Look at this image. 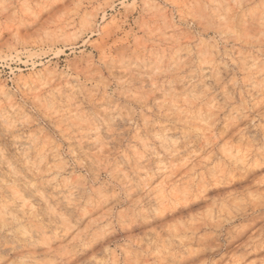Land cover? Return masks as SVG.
Instances as JSON below:
<instances>
[{"label": "rangeland", "instance_id": "obj_1", "mask_svg": "<svg viewBox=\"0 0 264 264\" xmlns=\"http://www.w3.org/2000/svg\"><path fill=\"white\" fill-rule=\"evenodd\" d=\"M0 264H264V0H0Z\"/></svg>", "mask_w": 264, "mask_h": 264}]
</instances>
